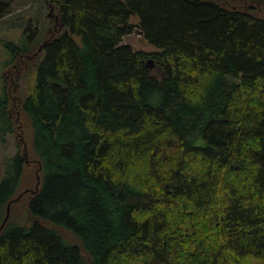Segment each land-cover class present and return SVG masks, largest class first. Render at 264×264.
Instances as JSON below:
<instances>
[{"label": "trees", "instance_id": "obj_1", "mask_svg": "<svg viewBox=\"0 0 264 264\" xmlns=\"http://www.w3.org/2000/svg\"><path fill=\"white\" fill-rule=\"evenodd\" d=\"M46 4L51 35L8 44L0 264H264V0Z\"/></svg>", "mask_w": 264, "mask_h": 264}, {"label": "rangeland", "instance_id": "obj_2", "mask_svg": "<svg viewBox=\"0 0 264 264\" xmlns=\"http://www.w3.org/2000/svg\"><path fill=\"white\" fill-rule=\"evenodd\" d=\"M11 2V12L0 20V93L2 92L4 71L10 68L13 63L11 62L9 65L5 66V63L11 58L13 53L8 44L23 45L26 41L25 36L28 37L30 33H33L31 44L33 48H36L38 42L40 43L44 38L51 35L50 29L52 28V20L48 15L49 8L46 4V0H11ZM258 14L264 16L263 11H259ZM131 21L135 23L136 17L133 16ZM52 33H54V31H52ZM76 39L78 40L79 38L76 37ZM122 42L130 44L132 48L136 50L151 51L155 49L136 30L124 36ZM31 68L32 65H29L20 72V92L22 95L27 93V81ZM23 136L25 140H29L28 130H25ZM19 138L20 134L14 132L7 135L5 143H0V177L3 173V162L5 157L12 156L17 151L22 152L24 149V144L20 142ZM23 174L24 177L31 175L30 165H27V169ZM23 187V185L20 186L18 191L23 190ZM19 203L20 204L15 203L11 210V214L18 220L20 213L24 212L22 207L23 202L21 201ZM66 237L69 241H75V237L71 233H66Z\"/></svg>", "mask_w": 264, "mask_h": 264}, {"label": "water", "instance_id": "obj_3", "mask_svg": "<svg viewBox=\"0 0 264 264\" xmlns=\"http://www.w3.org/2000/svg\"><path fill=\"white\" fill-rule=\"evenodd\" d=\"M24 149H25V145H24ZM36 177H37V179H38L37 174H36ZM37 184H38V180H37ZM36 188H37V185H36ZM20 195H21V194H19L15 199H13V201L16 200V199H18V198L20 197ZM9 211H10V202L7 203V206H6V213H5V216H4V218H3V220H2V222H1V224H0V230H1V228L4 226V224L6 223L8 217H9Z\"/></svg>", "mask_w": 264, "mask_h": 264}]
</instances>
